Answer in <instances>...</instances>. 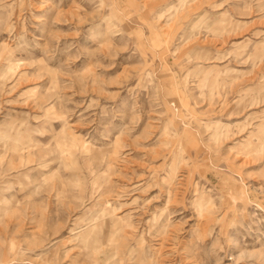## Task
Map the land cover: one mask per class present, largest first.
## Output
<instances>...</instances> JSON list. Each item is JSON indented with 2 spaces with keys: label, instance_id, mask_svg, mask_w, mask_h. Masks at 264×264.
Masks as SVG:
<instances>
[{
  "label": "rangeland",
  "instance_id": "1",
  "mask_svg": "<svg viewBox=\"0 0 264 264\" xmlns=\"http://www.w3.org/2000/svg\"><path fill=\"white\" fill-rule=\"evenodd\" d=\"M0 264H264V0H0Z\"/></svg>",
  "mask_w": 264,
  "mask_h": 264
}]
</instances>
